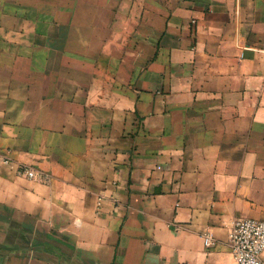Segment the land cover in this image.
<instances>
[{
  "label": "crops",
  "instance_id": "obj_1",
  "mask_svg": "<svg viewBox=\"0 0 264 264\" xmlns=\"http://www.w3.org/2000/svg\"><path fill=\"white\" fill-rule=\"evenodd\" d=\"M245 218L264 0H0V264H233Z\"/></svg>",
  "mask_w": 264,
  "mask_h": 264
},
{
  "label": "built area",
  "instance_id": "obj_2",
  "mask_svg": "<svg viewBox=\"0 0 264 264\" xmlns=\"http://www.w3.org/2000/svg\"><path fill=\"white\" fill-rule=\"evenodd\" d=\"M27 177L37 176L33 168L23 167L21 170ZM48 179V174L42 175ZM204 244L210 247L214 244L210 233L204 234ZM228 245L233 257V264H264V221L251 218L235 220L227 232Z\"/></svg>",
  "mask_w": 264,
  "mask_h": 264
}]
</instances>
